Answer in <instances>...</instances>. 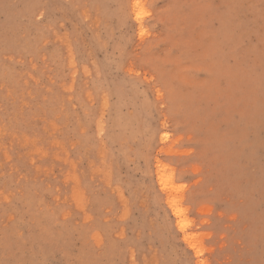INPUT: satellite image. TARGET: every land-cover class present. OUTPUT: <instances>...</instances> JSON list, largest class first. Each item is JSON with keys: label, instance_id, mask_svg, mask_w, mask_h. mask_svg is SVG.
Wrapping results in <instances>:
<instances>
[{"label": "rangeland", "instance_id": "1", "mask_svg": "<svg viewBox=\"0 0 264 264\" xmlns=\"http://www.w3.org/2000/svg\"><path fill=\"white\" fill-rule=\"evenodd\" d=\"M0 264H264V0H0Z\"/></svg>", "mask_w": 264, "mask_h": 264}]
</instances>
